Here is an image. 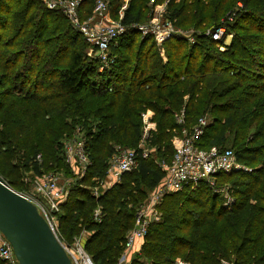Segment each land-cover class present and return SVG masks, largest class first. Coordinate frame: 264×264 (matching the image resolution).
Wrapping results in <instances>:
<instances>
[{"label":"trees","instance_id":"1","mask_svg":"<svg viewBox=\"0 0 264 264\" xmlns=\"http://www.w3.org/2000/svg\"><path fill=\"white\" fill-rule=\"evenodd\" d=\"M107 2L117 16L118 0ZM150 2L165 0H129L125 32L110 47L114 63L99 73L62 13L39 0H0V177L17 192L26 169L32 179L70 174L64 142L80 137L90 165L69 188L56 235L70 246L86 231L82 245L92 264H116L135 212L165 177L158 165L170 163L173 138L204 117L196 145L231 146L249 169L214 176L216 190L234 203L224 207L205 184L164 195L132 264H264V0H168L166 17L194 44L171 38L160 46L163 56L151 37L130 28L149 20ZM92 4L83 2L81 17ZM219 27L222 40L205 36ZM146 112L155 127L144 159ZM116 148L136 152V168L94 197L86 185L107 176Z\"/></svg>","mask_w":264,"mask_h":264},{"label":"built area","instance_id":"2","mask_svg":"<svg viewBox=\"0 0 264 264\" xmlns=\"http://www.w3.org/2000/svg\"><path fill=\"white\" fill-rule=\"evenodd\" d=\"M39 1L47 10L62 13L73 29L83 37L84 41L89 45L87 57L97 61L99 73L109 69L111 64L114 63L115 58L110 53V47L125 32V27L121 23L123 10H125L124 7L118 12L117 18L112 19L107 2L96 0L91 16L85 20L80 15L81 5L85 0ZM167 2L168 0H165L161 5H153L150 2L152 12L149 20L143 24H132L130 28L135 29L142 39L144 37H151L157 46H161L171 38H184L188 44H194V39L190 34L176 28L166 17ZM224 34V27H219L213 32L210 30L205 32V36L210 37L214 42L222 40ZM229 38L230 36L226 37V39ZM225 42L227 43V41ZM223 48V46L218 47L220 51ZM151 115V112H146L142 115L144 126L140 148L141 156L144 159L148 158L150 154V151L144 147V142L149 132L154 130ZM176 118L179 124L183 123L182 113L176 116ZM207 123L208 120L206 118H200L197 125L191 131H183L182 136L173 138L172 145L174 152L170 163L159 164L160 168L165 171V177L148 194L145 202L135 212L134 227L126 236L123 251L116 264H132L136 258H140V251H134V246L138 242H143L149 225L158 220L160 214L157 210V205L164 195L182 191L187 187L193 189L200 184H205L213 193H218L223 197L222 205L224 207L227 208L234 203L233 198L228 196L224 190H216L214 176L218 173L230 174L238 171H249V169L238 163L230 149L219 151L216 147H210L205 150L196 145V140L202 135L203 128H205ZM64 161L71 171L77 175L79 180L84 176L90 162L80 137L64 142ZM136 165V152L116 148L108 160L106 181L100 183L99 189H91V194L94 197L100 196L105 187H110L119 182L121 176L132 172L136 168ZM59 179L60 174L52 173L36 177L31 181L30 191L27 196L23 195L35 205L55 235L58 226L57 215L68 195V188L62 185ZM99 213L98 209L94 211L95 221H99ZM87 235L86 231H82L70 246L60 242L72 264H92L82 245V241ZM0 261L3 264H18L10 245L1 234ZM173 264L189 263L176 259ZM220 264L232 263L221 261Z\"/></svg>","mask_w":264,"mask_h":264},{"label":"water","instance_id":"3","mask_svg":"<svg viewBox=\"0 0 264 264\" xmlns=\"http://www.w3.org/2000/svg\"><path fill=\"white\" fill-rule=\"evenodd\" d=\"M0 234L18 264H72L39 211L0 177Z\"/></svg>","mask_w":264,"mask_h":264},{"label":"rangeland","instance_id":"4","mask_svg":"<svg viewBox=\"0 0 264 264\" xmlns=\"http://www.w3.org/2000/svg\"><path fill=\"white\" fill-rule=\"evenodd\" d=\"M95 1L96 0H92V2H93L92 9H93V5H94ZM104 1L107 2V1H111V0H104ZM118 3H119V11H120L122 7H124V9L127 8L128 3H129V0H118ZM92 9H91V12L89 14H86L85 12H83L84 13V15H83L84 17H82V19L87 20L91 16ZM109 14H110V16H111L112 19H116V17H117L116 14H113L110 10H109ZM225 41H229V39H226ZM158 47H159V48H157L158 49V52L160 53L161 56H163L162 47H160V46H158ZM223 148L224 149H232L233 150V148H231V146H228V145H225ZM122 150H125L126 151L128 149H122ZM218 150L221 151L220 149H218ZM158 167L160 168L159 165H158ZM160 169H162V168H160ZM22 177H23V180L24 181H23L22 186L17 188V192L20 193V194H22V195H24V196H27V194L29 193V190H30L29 189L30 188V186H29L30 185V181L32 180V175H31L30 170H27L26 169L25 171H23V176ZM78 180H79V178L73 172L70 173V174H65L63 172H60L59 182L62 183V185H64L66 188H68V191H69V188L71 186H73L75 182L78 183ZM105 181H106V176H105V178L99 179L97 182H94L95 183L94 185H92V186L86 185V186L88 187V189H89V191L91 193L92 192L91 189H93V188L99 189L100 188V183L101 182H105Z\"/></svg>","mask_w":264,"mask_h":264},{"label":"crops","instance_id":"5","mask_svg":"<svg viewBox=\"0 0 264 264\" xmlns=\"http://www.w3.org/2000/svg\"><path fill=\"white\" fill-rule=\"evenodd\" d=\"M142 244H143V242H138V243H136L135 244V246H134V251H140L141 250V246H142Z\"/></svg>","mask_w":264,"mask_h":264}]
</instances>
